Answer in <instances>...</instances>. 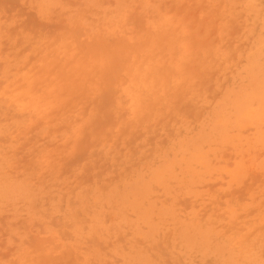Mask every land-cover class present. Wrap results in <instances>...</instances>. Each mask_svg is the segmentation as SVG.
Segmentation results:
<instances>
[{
    "label": "rangeland",
    "instance_id": "obj_1",
    "mask_svg": "<svg viewBox=\"0 0 264 264\" xmlns=\"http://www.w3.org/2000/svg\"><path fill=\"white\" fill-rule=\"evenodd\" d=\"M0 264H264V0H0Z\"/></svg>",
    "mask_w": 264,
    "mask_h": 264
}]
</instances>
